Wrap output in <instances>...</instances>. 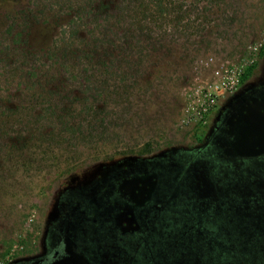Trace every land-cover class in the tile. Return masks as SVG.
<instances>
[{
	"label": "rangeland",
	"instance_id": "374dc122",
	"mask_svg": "<svg viewBox=\"0 0 264 264\" xmlns=\"http://www.w3.org/2000/svg\"><path fill=\"white\" fill-rule=\"evenodd\" d=\"M227 16L163 60L118 143L0 158V264H264V0Z\"/></svg>",
	"mask_w": 264,
	"mask_h": 264
},
{
	"label": "trees",
	"instance_id": "16d2710c",
	"mask_svg": "<svg viewBox=\"0 0 264 264\" xmlns=\"http://www.w3.org/2000/svg\"><path fill=\"white\" fill-rule=\"evenodd\" d=\"M233 1L26 0L0 31V158L118 143L163 60L210 45Z\"/></svg>",
	"mask_w": 264,
	"mask_h": 264
},
{
	"label": "flooded vegetation",
	"instance_id": "af4514ba",
	"mask_svg": "<svg viewBox=\"0 0 264 264\" xmlns=\"http://www.w3.org/2000/svg\"><path fill=\"white\" fill-rule=\"evenodd\" d=\"M54 254H56V255H57V254H58V252H55ZM15 264H20V263H19V262H17V263H15Z\"/></svg>",
	"mask_w": 264,
	"mask_h": 264
}]
</instances>
